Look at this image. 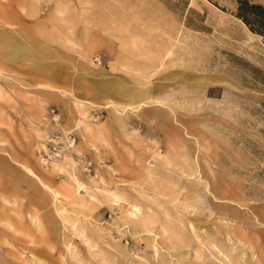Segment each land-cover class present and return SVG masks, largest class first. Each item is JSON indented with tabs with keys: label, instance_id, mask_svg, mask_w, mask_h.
Returning a JSON list of instances; mask_svg holds the SVG:
<instances>
[{
	"label": "rangeland",
	"instance_id": "1",
	"mask_svg": "<svg viewBox=\"0 0 264 264\" xmlns=\"http://www.w3.org/2000/svg\"><path fill=\"white\" fill-rule=\"evenodd\" d=\"M237 8L0 0V264H264V36Z\"/></svg>",
	"mask_w": 264,
	"mask_h": 264
},
{
	"label": "trees",
	"instance_id": "2",
	"mask_svg": "<svg viewBox=\"0 0 264 264\" xmlns=\"http://www.w3.org/2000/svg\"><path fill=\"white\" fill-rule=\"evenodd\" d=\"M236 15L252 31L264 36V4L252 0H238Z\"/></svg>",
	"mask_w": 264,
	"mask_h": 264
},
{
	"label": "crops",
	"instance_id": "3",
	"mask_svg": "<svg viewBox=\"0 0 264 264\" xmlns=\"http://www.w3.org/2000/svg\"><path fill=\"white\" fill-rule=\"evenodd\" d=\"M104 91H105V92H102V91H101V93H105V94H107V93L117 92V89H104ZM95 101H96V100H95Z\"/></svg>",
	"mask_w": 264,
	"mask_h": 264
},
{
	"label": "bare ground",
	"instance_id": "4",
	"mask_svg": "<svg viewBox=\"0 0 264 264\" xmlns=\"http://www.w3.org/2000/svg\"><path fill=\"white\" fill-rule=\"evenodd\" d=\"M143 93H144V92H143ZM141 95H142L141 92H139V91H138V92H137V91L135 92V97H136V98H141ZM7 225H8V224H7ZM14 229H15V228H14Z\"/></svg>",
	"mask_w": 264,
	"mask_h": 264
},
{
	"label": "built area",
	"instance_id": "5",
	"mask_svg": "<svg viewBox=\"0 0 264 264\" xmlns=\"http://www.w3.org/2000/svg\"><path fill=\"white\" fill-rule=\"evenodd\" d=\"M74 143V142H73Z\"/></svg>",
	"mask_w": 264,
	"mask_h": 264
}]
</instances>
